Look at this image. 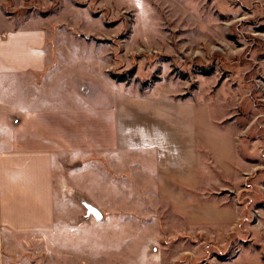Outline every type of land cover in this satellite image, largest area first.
<instances>
[{"label":"crops","instance_id":"obj_1","mask_svg":"<svg viewBox=\"0 0 264 264\" xmlns=\"http://www.w3.org/2000/svg\"><path fill=\"white\" fill-rule=\"evenodd\" d=\"M48 20L15 23L0 10V264L9 255L27 264H98L105 230L123 224L127 246L138 233L151 242L138 221L168 225L172 207L193 230L190 209L211 188L202 176L234 174L232 166L223 171L225 153L209 146L204 129L230 135L240 169L242 130L223 123L228 111L219 108L215 118L205 100L180 99L160 84L140 93L81 75L76 87ZM86 82L88 95L81 93ZM81 201L102 219L86 218Z\"/></svg>","mask_w":264,"mask_h":264},{"label":"rangeland","instance_id":"obj_2","mask_svg":"<svg viewBox=\"0 0 264 264\" xmlns=\"http://www.w3.org/2000/svg\"><path fill=\"white\" fill-rule=\"evenodd\" d=\"M0 10L15 23H56L57 57L76 87L81 75L140 93L160 84L180 99L205 100L215 118L219 108L228 111L223 123L242 130L240 169L230 135L204 129L209 146L225 153L223 171L232 166L234 174L202 176V186L214 189L202 191L190 209L193 230L177 207L168 225L138 221L151 242L138 233L127 246L119 235L128 231L113 225L101 239L108 246L98 264H264V0H0ZM81 88L88 95L93 87ZM22 255L34 261L29 250ZM9 256V264L28 263Z\"/></svg>","mask_w":264,"mask_h":264},{"label":"water","instance_id":"obj_3","mask_svg":"<svg viewBox=\"0 0 264 264\" xmlns=\"http://www.w3.org/2000/svg\"><path fill=\"white\" fill-rule=\"evenodd\" d=\"M81 204L86 211L85 213L86 218L93 217L97 221H100L102 219V214L98 209H96L95 207L84 201H81Z\"/></svg>","mask_w":264,"mask_h":264},{"label":"trees","instance_id":"obj_4","mask_svg":"<svg viewBox=\"0 0 264 264\" xmlns=\"http://www.w3.org/2000/svg\"><path fill=\"white\" fill-rule=\"evenodd\" d=\"M264 32V31H263ZM203 75H208L209 73H202ZM114 80H117L118 82H125L126 79H122V78H119V77H116V76H113L112 77Z\"/></svg>","mask_w":264,"mask_h":264}]
</instances>
